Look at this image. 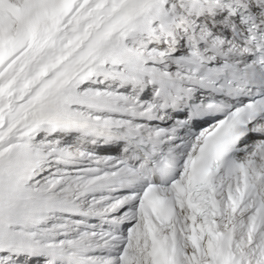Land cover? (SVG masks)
Masks as SVG:
<instances>
[{
    "label": "snow or ice",
    "instance_id": "obj_1",
    "mask_svg": "<svg viewBox=\"0 0 264 264\" xmlns=\"http://www.w3.org/2000/svg\"><path fill=\"white\" fill-rule=\"evenodd\" d=\"M0 264H264V0H0Z\"/></svg>",
    "mask_w": 264,
    "mask_h": 264
}]
</instances>
